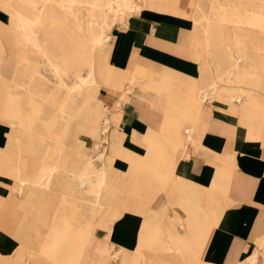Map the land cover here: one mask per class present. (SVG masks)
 <instances>
[{
	"label": "bare ground",
	"instance_id": "6f19581e",
	"mask_svg": "<svg viewBox=\"0 0 264 264\" xmlns=\"http://www.w3.org/2000/svg\"><path fill=\"white\" fill-rule=\"evenodd\" d=\"M84 10L89 11L87 19ZM154 10L191 21L187 49L182 44L185 38L174 40L173 46L199 63L195 83L172 75L173 70L170 74L133 63L137 49L125 67L112 61L121 34L116 23L119 29H128L144 19V12ZM5 14L18 46L13 57L8 56L0 36V122L8 126L5 141L20 155L13 168L7 159L0 161L6 168L0 174L9 176L16 196L0 216V228L16 241L0 250V264H81L97 216L108 219L111 230L124 208L130 209V198L150 199L166 183H177L180 197H187L174 173L177 152L192 139L205 100L213 99L247 127L249 137L262 141L264 101L258 92H264V72L253 64L246 43L264 42V0H0V18ZM237 24L247 30L238 31ZM154 73L161 77L153 79ZM137 87L157 92L158 105L166 111L160 133L168 141L162 143L149 132L140 141L146 155L123 156L115 128ZM80 132L94 140L95 154L73 167L72 149L83 144L78 142ZM117 155L129 161L126 171L114 165ZM38 162V169L30 170ZM154 181L157 190H147L146 183ZM229 183L230 173L219 170L214 190H203L200 197L224 203ZM76 184L92 195L89 203L77 214L67 206L53 210L51 199L58 195L60 204L73 200ZM140 187L143 192L135 195ZM202 210L203 218L195 217V223L178 222L186 233L171 235L169 241L162 239L157 216L148 213L138 245L148 250H136L138 255L128 264H139L140 259L145 264H211L204 249L223 208ZM139 211L148 212L144 206ZM50 215L60 216L63 226L44 218ZM251 250L237 263L264 264V233L255 238ZM145 251L153 255L145 256ZM125 255L122 245L110 250L106 264Z\"/></svg>",
	"mask_w": 264,
	"mask_h": 264
},
{
	"label": "crops",
	"instance_id": "0c3cea01",
	"mask_svg": "<svg viewBox=\"0 0 264 264\" xmlns=\"http://www.w3.org/2000/svg\"><path fill=\"white\" fill-rule=\"evenodd\" d=\"M163 27H165L164 24H162ZM1 36L4 45L8 48L7 55L11 54L13 57V48L16 46L12 36L7 37L4 34ZM169 37L170 34L167 38L170 39ZM136 47L134 45L130 55L128 54L126 65ZM141 56L138 53L132 60L133 63H145L169 72L173 70L172 72L177 73L179 78L185 82L188 79H194V81H187L188 83H195L199 76L197 61L198 71L191 62L181 60L162 62L159 59H146ZM6 77L8 78L7 75ZM160 77L161 74H153L155 80ZM157 96V92L151 88H147L146 91L137 87L132 92L131 100L123 105L122 120L120 119L115 128L116 135L121 139L123 156L128 154L131 157H142L146 155L147 148L140 141L149 132H153V137L160 139L162 143L168 141L166 135L160 133V122L162 126L166 111L164 107L158 105ZM204 102L208 104L205 107L202 104L192 139L186 141L188 145L184 150L177 152L178 160L174 173L187 190V197H180L182 190H177L175 182L173 186L166 183L165 188L159 190L155 189L157 186L155 181L147 182L146 189L157 190V192L147 200L130 198V210L115 220L111 232L106 230L103 233V237L111 243V250L118 249L121 245L124 247L129 261L133 255H138L136 250H148L138 247L148 213L157 216L156 222L162 229V239L169 241L171 235L186 233L185 227L177 226L178 222L190 220L195 223V217L203 218L202 208L222 207L218 222L208 237L210 240L204 249V258L211 264H238L239 260L244 259L252 251L255 238L264 233V145L261 140L249 137L245 126L239 124L230 114L219 112L218 110L222 109L213 99ZM209 103L219 109L210 108ZM142 115L149 117L145 119ZM7 128L5 122H0L1 143L5 142L4 132ZM183 136H186L184 131ZM86 148L91 149L92 146L89 148L87 144ZM123 156H115L114 165L121 171H126L129 161ZM219 170L230 173L227 197L224 203L219 198L210 203L207 199L201 198L200 194L203 190H214V181ZM7 179L11 182L9 177L0 175V197L3 200L7 198L10 191ZM137 192L138 195L143 192L141 187ZM143 206L147 208V213L139 211ZM173 224H176V228ZM93 235L95 232L91 239ZM192 237L196 238L197 235H192ZM91 239L86 246L81 264H106L108 250L102 247L100 241L93 244L91 251L87 252V248L92 246ZM10 246L11 235L0 228V250L5 251ZM194 248L197 249V247ZM126 255L124 258L126 261L123 264H128ZM144 255L151 256L153 253L145 251Z\"/></svg>",
	"mask_w": 264,
	"mask_h": 264
},
{
	"label": "rangeland",
	"instance_id": "374dc122",
	"mask_svg": "<svg viewBox=\"0 0 264 264\" xmlns=\"http://www.w3.org/2000/svg\"><path fill=\"white\" fill-rule=\"evenodd\" d=\"M84 11H85V18L87 19L89 17V11L88 10H84ZM4 16H5V19L0 18V29H1L0 33L4 32V33H1L0 36L2 34H4L7 37L12 36V38L14 40V38H16V37L13 35V31L10 28V25L8 23V19L6 20L7 15L5 14ZM143 18H142L143 20H141L136 25H134L128 29H123V30L121 28L119 29V22L116 23L115 30L116 31L120 30V32H121V34L119 35V39L114 43V48H113L112 61L116 65H118L120 67H124L126 65V61L128 59L127 58L128 54L131 53L132 47L134 45H136L137 46L136 49H138V53H140L142 55L141 56L142 58L144 57L146 59H149V58L159 59L162 62H164V60H166V61H168V60H170V61H172V60L187 61V62H191L192 64H194L196 67L195 70L198 71V63L194 62L195 61L194 59L187 56L186 52L185 53H181V52L178 53V51H176L174 46H173L175 44L174 40H177L179 38H185V40L182 42V44L185 46V49H187L188 43H187L186 38L192 30V23L187 17H184L182 15H177V14H168V13L159 12V11L154 10V11L144 12ZM162 24H164L165 27L162 28ZM117 26H118V28H117ZM168 28H170V29H168ZM234 28L238 29V31H240V32H243V30L246 29L247 26L237 24V26L236 27L234 26ZM201 29H202V27H201ZM165 34H167V35H165ZM169 34H170V37H169L170 39L167 38ZM5 36H3V37H5ZM167 40H169V42H166ZM112 42H113V40H112ZM14 43H15V46L17 48V46H18L17 40H14ZM246 44H247V49L250 51V54L253 57V64L258 69H260L261 71L264 72V42L259 43V42L248 41ZM191 69H193V68H191ZM167 72H169V71H167ZM169 73L171 74L172 72L170 71ZM49 75H47V76L50 77V80H51L52 76L51 75L49 76ZM172 75L179 77V75L176 73H172ZM47 76H45V77H47ZM181 78H183V77H181ZM187 81H194V79H188ZM103 92L106 93L105 89H102V93ZM148 92L150 93V91H148ZM258 97L262 101H264V92L259 91ZM207 104H208L207 102H204L203 107H205ZM210 106H211L210 108H214V109L217 108L212 103L210 104ZM217 109H219V108H217ZM218 111L230 114L231 117L235 118L238 121V119L235 115H233L229 112H226L224 110H218ZM123 114H124V112L122 111L121 115L119 116L120 119L122 118ZM120 119H119V121H120ZM245 128L247 129V127H245ZM109 131H111V128H110V130H108V132H107L108 134H109ZM247 131H248V129H247ZM78 139H79L78 142H81L83 144L81 147L78 146V147L72 149L73 157L71 160V164L73 167L80 164L84 159H87L89 156L95 154L94 140L88 134H85L84 132H80V133H78ZM259 140H261V139H259ZM87 144L89 145V148L91 146H92V148L87 149L86 148ZM262 144L264 145V130H263V134H262ZM0 147H1L0 153L2 156V157H0V161L4 163V161H6V159H7L9 161V163H7L9 165V168H13L15 163H16V158L18 157V155H20V152L18 150L14 149L12 146L10 147V144L7 143V141H5L4 143H1V140H0ZM23 155H25L24 152H23ZM39 164H41V162H38V166H36V164L32 165V168L30 170L33 171V170L38 169ZM3 169H6V168L0 167V173L2 172ZM7 177H9V176H7ZM69 178H70V176H69ZM7 181L9 183L8 188L10 191H9V194L5 200H3L0 197V215L3 214V209L5 208V206L8 205L10 202H12L13 199H16L15 194H13V192H12V184L9 182L8 179H7ZM74 188L76 190L77 195L73 197L74 198L73 200L68 199L69 201H67V202L64 201L62 204H60L59 203V196L57 195L51 199L52 209L54 210L55 208L59 207V210H60L61 208H65L67 206L69 208V210L71 209V211H72V209H73L74 214H77L78 212H80L82 207L85 204H88L89 201L92 199V195L88 193L86 188H79V186L77 184L74 186ZM125 189L126 190H124L122 192V194H125L126 192H128L129 187H127ZM131 190H133V189H130V191ZM138 192H140V191H138ZM138 192L135 191V195L136 194L138 195ZM120 208L123 209L124 206L120 205ZM129 210L130 209L127 206L126 208H124L123 213L126 211H129ZM24 215L25 214L22 211L20 213V216L23 217ZM44 218L45 219L47 218L51 223L57 224L58 227H62L64 224V222L60 216L53 218V216L50 215L47 217L45 216ZM73 222H75V220H73ZM110 223L111 222L108 219H104V218L99 217V216L94 218V220L92 221V227H93V232H95V235H93L94 237L91 239L92 246L87 248V252H90L91 249L93 248V244H95L96 242H99V241L101 242L102 247L104 249H106V251L107 250L109 251V249L110 250L112 249L111 243H109L107 241V239L105 237H103V233H105L106 230L108 232H111V230H113V228H111V230L109 229ZM108 234H110V233H108ZM15 244H16V241L11 237V246H15ZM130 252H132V251H130ZM126 256H127V262H129L128 255H126ZM129 257H130V255H129ZM121 258H122V256L115 259L114 263L115 264L125 263L126 260H124V259L121 260ZM98 263H99V260H98ZM139 264H145V261L140 259Z\"/></svg>",
	"mask_w": 264,
	"mask_h": 264
}]
</instances>
